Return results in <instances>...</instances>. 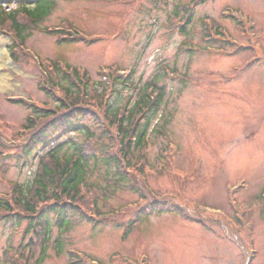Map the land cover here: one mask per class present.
Instances as JSON below:
<instances>
[{
  "label": "rangeland",
  "instance_id": "374dc122",
  "mask_svg": "<svg viewBox=\"0 0 264 264\" xmlns=\"http://www.w3.org/2000/svg\"><path fill=\"white\" fill-rule=\"evenodd\" d=\"M191 1L161 0L158 8L149 0H56L42 29L67 21L88 39H101L90 46L59 43L56 36L34 31L27 40L29 50L43 61L61 60L87 71L100 92L110 85L101 68L113 67L135 70V88L152 80L159 89L166 88L142 151L155 169L147 170L153 175L149 186L143 191L138 179L144 181V176L138 175L140 193L120 188L106 199L108 206L100 203L104 213L133 204L118 218L68 225L62 232L55 228L50 247L44 253L37 250L35 259H42L41 264H72L71 252L91 264H264V201L258 200L264 192V0H198L185 36L172 28L177 18L171 19L178 6ZM223 11L245 24L223 19ZM204 18L222 27L214 41H203ZM12 43L0 30V49L9 57L0 67L6 83L0 87V119L8 122L0 143L7 153L30 114L10 98L55 106L39 88L40 71L12 61ZM116 87L122 92L112 103L120 106L130 97L133 105L138 99L133 88ZM171 141L179 146V155L174 164L160 169L161 151ZM32 161L36 166L37 158ZM6 163L10 166L4 169ZM35 166L0 160V193H8L12 183L27 185ZM106 169H97L88 183L104 187ZM237 185L243 188L227 190ZM149 193L156 200L175 199L201 222L170 211L131 224L152 202ZM59 239H64L61 244ZM22 245L23 229L0 223V264H12L6 262V253L15 255ZM29 253L25 251L19 264H27Z\"/></svg>",
  "mask_w": 264,
  "mask_h": 264
},
{
  "label": "trees",
  "instance_id": "16d2710c",
  "mask_svg": "<svg viewBox=\"0 0 264 264\" xmlns=\"http://www.w3.org/2000/svg\"><path fill=\"white\" fill-rule=\"evenodd\" d=\"M12 0H3L10 3ZM159 8L161 0H149ZM14 12L0 14V26L13 37L10 47L13 61L21 65L38 68L27 52V40L34 31L51 34L42 29L41 24L54 11L56 0H16ZM184 24L192 22L193 5H180ZM177 13V15H178ZM69 24V23H68ZM67 24L66 27L69 25ZM187 29L181 34L187 35ZM59 43H75L76 36L55 34ZM204 42L214 40L215 35L207 23H203ZM39 88L52 104L17 101L30 114L18 134L11 140L9 152L0 143V160L15 159L18 165L31 163L37 158L32 180L27 185H13L10 194L0 197V223H11L12 228L23 229V245L18 259L11 257L12 264H19L29 250L27 264H41L36 260L38 248L44 253L51 245L54 229L61 232L68 225H79L85 221L94 225L106 223L111 218L102 211L100 203H105L117 189L141 192L137 181L144 173L148 162L142 149L146 147L151 124L160 111L166 88H160L159 96L152 99L147 88L155 86L150 81L138 93V100L132 107L112 103L115 94H121L116 86L123 85L113 76L111 86L99 91L86 72L70 69L62 61H47L42 64ZM70 71V72H69ZM8 125H0L8 130ZM2 136V135H1ZM10 165L6 163L4 168ZM106 166L100 183H88L89 176L100 167ZM9 196V197H8ZM169 202H151L137 214L136 220L153 213L166 211L185 212ZM29 240L28 245L24 242ZM63 240H57L61 244ZM70 262H81L75 255Z\"/></svg>",
  "mask_w": 264,
  "mask_h": 264
},
{
  "label": "bare ground",
  "instance_id": "6f19581e",
  "mask_svg": "<svg viewBox=\"0 0 264 264\" xmlns=\"http://www.w3.org/2000/svg\"><path fill=\"white\" fill-rule=\"evenodd\" d=\"M8 54L6 52L5 49H0V67L2 66L3 62L6 61V59H8ZM5 60V61H4ZM6 83L2 80V78H0V87L5 86Z\"/></svg>",
  "mask_w": 264,
  "mask_h": 264
}]
</instances>
